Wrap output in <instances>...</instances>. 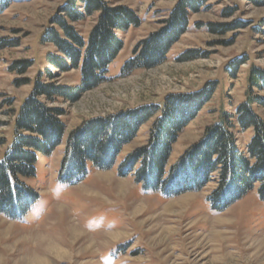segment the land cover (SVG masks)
Masks as SVG:
<instances>
[{"label":"rangeland","instance_id":"374dc122","mask_svg":"<svg viewBox=\"0 0 264 264\" xmlns=\"http://www.w3.org/2000/svg\"><path fill=\"white\" fill-rule=\"evenodd\" d=\"M106 1L131 8L141 22L117 32L122 48L108 66V81L74 102L63 98L49 102L63 109L65 134L50 155L38 154L35 176L24 180L39 195L32 212L22 220L0 213V264H264V201L257 194L258 184L226 209L216 211L207 200L215 180L198 191L165 196L143 190L131 175L117 174L122 159L146 143L154 118L123 146L112 168L96 169L89 164L82 180H59L67 136L84 120L144 104L162 106L167 94L193 92L215 82L211 98L173 144L168 166L201 139L206 126L222 122L223 113L235 121L237 106L247 99L250 68L264 69V5L210 0L205 8L190 14L187 30L165 62L121 76L134 46L159 28L177 0ZM64 3L10 0L0 10V139L5 141L0 144V159L12 141L21 103L38 73L42 77L49 68L46 55L55 49L42 36ZM225 9L235 12L226 17ZM96 17L97 13L72 25L86 38ZM233 22L245 26L225 33L208 29L209 24ZM11 41L14 46L5 44ZM186 51L200 56L179 60ZM238 58L244 62L234 67ZM30 60L25 72L11 70L14 62ZM51 69L56 73L52 82L80 84L78 69L64 73ZM251 93L264 98V89L254 87ZM253 109L264 120V105L254 103ZM234 133L244 150L252 130L235 127ZM49 246L58 247L64 256L50 255Z\"/></svg>","mask_w":264,"mask_h":264},{"label":"trees","instance_id":"16d2710c","mask_svg":"<svg viewBox=\"0 0 264 264\" xmlns=\"http://www.w3.org/2000/svg\"><path fill=\"white\" fill-rule=\"evenodd\" d=\"M10 0H0V10ZM210 0H177L159 28L139 40L124 62L120 75L137 69L156 67L167 59L173 44L187 30L191 13L205 8ZM257 6L264 0H247ZM235 9H225L231 16ZM97 13L93 27L84 38L72 23ZM139 16L124 5L106 0H65L43 33V42L51 44L45 75L38 73L29 95L21 103L14 119L13 137L0 159V213L14 220L26 218L37 202L38 193L25 179L35 176L38 154L50 155L62 142L65 124L63 109L49 102L63 98L74 102L89 90L108 81L107 70L122 48L117 32L138 26ZM244 22L209 24L212 32L225 33L244 27ZM15 41L5 44L14 46ZM194 51L182 53L179 60L197 58ZM244 59H236V67ZM32 61H16L11 70L25 72ZM78 69L80 84L71 86L52 82L56 73ZM247 99L239 104L235 121L223 113L220 123L205 127L201 139L188 146L175 163L168 166L173 144L188 123L208 102L215 82L193 92L170 93L162 106L144 104L84 120L71 130L59 172L62 183L78 182L85 177L89 164L96 169H110L123 146L137 135L140 126L154 118L145 144L128 153L117 168L120 176L131 175L143 190L177 196L198 191L210 180L216 186L207 196L213 210L221 211L244 197L258 184L257 194L264 201V120L253 104L264 105V98L252 95L251 89H264V69L251 67L248 74ZM252 130L245 149H240L234 128ZM0 139V144H4Z\"/></svg>","mask_w":264,"mask_h":264},{"label":"bare ground","instance_id":"6f19581e","mask_svg":"<svg viewBox=\"0 0 264 264\" xmlns=\"http://www.w3.org/2000/svg\"><path fill=\"white\" fill-rule=\"evenodd\" d=\"M122 190V189H121ZM79 233V232H78ZM76 234V233H75ZM75 234H72V235H75ZM80 234V233H79ZM76 235H78V234H76ZM75 237V236H74ZM73 237V238H74ZM77 238V237H76ZM73 244V243H72ZM88 245V244H87ZM50 247V246H49ZM86 247V246H85ZM88 247V246H87ZM84 248V247H83ZM47 249V248H46ZM59 248L58 247H56V246H51L50 247V249L47 251V253H50V255L52 254V255H57V257L58 256H64V253H62L61 251H59L58 250ZM46 259V258H45ZM36 260V259H35ZM33 262H34V260H33Z\"/></svg>","mask_w":264,"mask_h":264}]
</instances>
